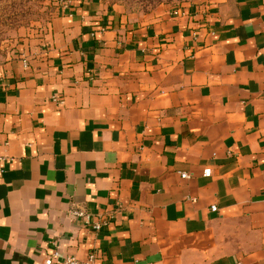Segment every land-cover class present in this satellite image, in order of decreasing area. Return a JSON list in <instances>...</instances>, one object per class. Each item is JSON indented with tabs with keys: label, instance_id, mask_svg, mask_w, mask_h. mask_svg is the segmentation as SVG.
Returning a JSON list of instances; mask_svg holds the SVG:
<instances>
[{
	"label": "crops",
	"instance_id": "crops-1",
	"mask_svg": "<svg viewBox=\"0 0 264 264\" xmlns=\"http://www.w3.org/2000/svg\"><path fill=\"white\" fill-rule=\"evenodd\" d=\"M56 5L0 50V264H264V0Z\"/></svg>",
	"mask_w": 264,
	"mask_h": 264
},
{
	"label": "rangeland",
	"instance_id": "rangeland-1",
	"mask_svg": "<svg viewBox=\"0 0 264 264\" xmlns=\"http://www.w3.org/2000/svg\"><path fill=\"white\" fill-rule=\"evenodd\" d=\"M131 13L153 10L156 0H104ZM57 0H0V50L28 35L45 33L57 8Z\"/></svg>",
	"mask_w": 264,
	"mask_h": 264
},
{
	"label": "built area",
	"instance_id": "built-area-1",
	"mask_svg": "<svg viewBox=\"0 0 264 264\" xmlns=\"http://www.w3.org/2000/svg\"><path fill=\"white\" fill-rule=\"evenodd\" d=\"M69 3L75 0H68ZM176 15H179V12H175ZM8 157L0 156V175H2L5 171V165L9 162ZM211 170L207 169L204 171L205 177H210ZM182 178L189 179L190 176L186 173L182 174ZM212 211H217L215 206L212 207ZM72 217L81 220L85 225L91 226L92 229L96 232H99L103 229L104 223L101 221H94L93 216L86 212L83 209H73L71 211ZM103 258L98 253H92L88 256L86 260H80L74 256H68L66 258H62L59 250H55L52 255L46 257L44 264H102Z\"/></svg>",
	"mask_w": 264,
	"mask_h": 264
},
{
	"label": "trees",
	"instance_id": "trees-1",
	"mask_svg": "<svg viewBox=\"0 0 264 264\" xmlns=\"http://www.w3.org/2000/svg\"><path fill=\"white\" fill-rule=\"evenodd\" d=\"M164 1H168V0H156V5H160L162 4ZM114 5V4H113Z\"/></svg>",
	"mask_w": 264,
	"mask_h": 264
}]
</instances>
